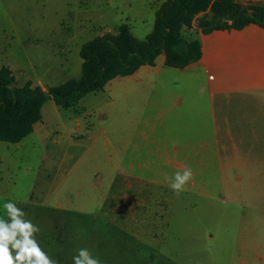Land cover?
<instances>
[{
  "label": "crops",
  "instance_id": "0c3cea01",
  "mask_svg": "<svg viewBox=\"0 0 264 264\" xmlns=\"http://www.w3.org/2000/svg\"><path fill=\"white\" fill-rule=\"evenodd\" d=\"M62 30L70 39L55 40L45 49L47 54L38 55L43 51L36 39L41 74L25 83L48 90L67 82L50 83L57 73L79 78L74 74L82 69L80 51L85 43L76 49L74 69H68L70 46L80 29ZM185 36L200 40L198 61L175 68L162 54L155 65L118 76L100 90L109 102L119 101L113 113L120 112L122 122L128 118L127 137L107 135L111 107L82 105L80 115L69 114L67 121L53 100L45 103L42 121L32 134L36 141L50 140L47 144L53 148L47 161H70L73 148L95 160L74 183L83 186L84 198L73 204L67 197L73 189L67 179L64 204L56 207L122 233L146 250L152 264H184L168 256L167 232L178 208L191 209L192 218L179 220L177 243L169 247L176 256H190L181 253L183 243L199 264H264V28L250 24L209 34L193 28ZM45 56L59 60L56 73L39 60ZM3 67L16 77L9 61ZM57 119L62 131L56 132ZM124 159L126 169L116 166ZM186 165L193 170L194 181L176 195L165 176L182 172Z\"/></svg>",
  "mask_w": 264,
  "mask_h": 264
},
{
  "label": "rangeland",
  "instance_id": "374dc122",
  "mask_svg": "<svg viewBox=\"0 0 264 264\" xmlns=\"http://www.w3.org/2000/svg\"><path fill=\"white\" fill-rule=\"evenodd\" d=\"M165 1L167 0H0V68L9 61L15 71V85L18 87L23 86L28 77H38L41 74V70L36 67L38 55L47 54L45 49L55 40H69L71 37L62 30L63 26L67 30L80 29V36L71 44V54L68 56L67 67L74 69L73 63L79 58L76 49L80 44L97 35L115 32L124 23L130 26L136 38L144 39L153 31L156 12ZM237 1L245 6L264 5V0ZM188 33L189 30H186L185 35ZM37 38L40 39L39 45L43 51L38 52V55L35 50ZM39 60L41 63L45 61L46 69L53 67L55 73V67L58 70V59L56 63L55 60L48 61L46 56ZM81 71L74 74L75 77H80ZM72 78L73 76L65 78L64 73H57L50 83L56 85L64 79L69 81ZM167 83L171 90L175 89L173 80ZM109 100L102 91L92 92L83 97L75 107L59 110L62 117L69 121V114L80 115L79 108L82 105H88L87 108L111 107V117L105 121L107 135L111 139L127 137L128 118L122 122V114L113 113L119 107V101L111 103ZM73 110L77 112L74 113ZM91 118L94 119V115ZM56 121L54 130L62 131V121ZM54 133L53 135H57ZM35 137L32 134L18 144L0 142V218L8 219L3 209L5 202L16 203L27 214L26 218L39 226L40 232L36 239L44 251L59 264H73L72 257L80 248H87L93 257L100 258L102 264H152V258H148L146 250L122 233L107 229L108 226L97 221L58 210L60 208L56 206L62 207L64 204L63 186L67 179L73 186L72 191L69 188L67 194L73 204L84 198L83 186L74 183L79 174L88 172L87 167L95 160L90 161L88 154L80 155L79 150L73 148L72 160L47 161L49 151L53 148L48 146L50 140H47V144L41 140L36 141ZM119 164L126 169L127 159L117 161L116 166ZM191 214V209L178 208L171 216L167 232L168 256L176 262L178 259V263L199 264V258L192 256L190 251H185L183 243L180 251L189 253L188 258L178 257L169 249L177 243V223L179 220L192 218ZM184 235L186 231L182 227L181 237ZM185 246L193 247L192 244Z\"/></svg>",
  "mask_w": 264,
  "mask_h": 264
},
{
  "label": "trees",
  "instance_id": "16d2710c",
  "mask_svg": "<svg viewBox=\"0 0 264 264\" xmlns=\"http://www.w3.org/2000/svg\"><path fill=\"white\" fill-rule=\"evenodd\" d=\"M250 24L264 28V5L245 6L237 0H167L156 12L154 29L136 38L128 24L87 41L81 48L82 74L48 90L31 82L16 86L9 67L0 69V142L18 144L42 121L43 106L53 100L71 109L87 94L102 90L118 76L134 74L143 65H155L164 54L169 66L184 68L202 57L198 38L186 30L209 34L215 30H242Z\"/></svg>",
  "mask_w": 264,
  "mask_h": 264
},
{
  "label": "clouds",
  "instance_id": "9594fccd",
  "mask_svg": "<svg viewBox=\"0 0 264 264\" xmlns=\"http://www.w3.org/2000/svg\"><path fill=\"white\" fill-rule=\"evenodd\" d=\"M170 189L180 195L194 181L193 170L187 165L172 177L165 176ZM8 219L0 218V264H59L41 247L36 239L38 225L26 218L27 214L12 201L3 204ZM73 264H102L87 248H80L72 257Z\"/></svg>",
  "mask_w": 264,
  "mask_h": 264
}]
</instances>
